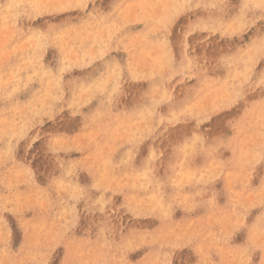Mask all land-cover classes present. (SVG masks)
I'll use <instances>...</instances> for the list:
<instances>
[{
	"label": "rangeland",
	"instance_id": "1",
	"mask_svg": "<svg viewBox=\"0 0 264 264\" xmlns=\"http://www.w3.org/2000/svg\"><path fill=\"white\" fill-rule=\"evenodd\" d=\"M0 264H264V0H0Z\"/></svg>",
	"mask_w": 264,
	"mask_h": 264
},
{
	"label": "bare ground",
	"instance_id": "2",
	"mask_svg": "<svg viewBox=\"0 0 264 264\" xmlns=\"http://www.w3.org/2000/svg\"><path fill=\"white\" fill-rule=\"evenodd\" d=\"M246 2H247V1H246ZM262 2H263V1H262ZM244 5H245V4H244ZM169 8H171V7H169ZM83 9H84V8H83ZM83 9H82V10H83ZM162 17H163V16H162ZM156 25H157V24H156ZM242 26H243V25H242ZM159 28H160V27H159ZM114 29H115V28H114ZM165 57H166V56H165ZM169 63H170V62H169ZM117 80H118V79H117ZM117 80H116V81H117ZM17 90H18V89H17ZM148 113H149V112H148Z\"/></svg>",
	"mask_w": 264,
	"mask_h": 264
}]
</instances>
